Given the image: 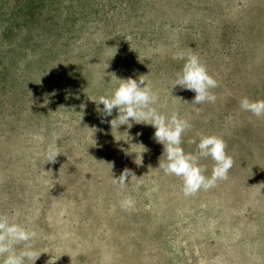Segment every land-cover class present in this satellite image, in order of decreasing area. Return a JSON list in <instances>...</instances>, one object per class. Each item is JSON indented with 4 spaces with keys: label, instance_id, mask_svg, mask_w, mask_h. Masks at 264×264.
<instances>
[{
    "label": "rangeland",
    "instance_id": "obj_1",
    "mask_svg": "<svg viewBox=\"0 0 264 264\" xmlns=\"http://www.w3.org/2000/svg\"><path fill=\"white\" fill-rule=\"evenodd\" d=\"M182 50L218 83L199 111L183 102L192 91L169 94ZM108 74L146 75L157 110L192 125L185 152L198 134L222 138L227 178L185 196L155 170L151 126L111 129L115 109L101 123L94 98L118 83ZM242 97L264 100V0H0V215L36 232L35 264H264V117ZM125 131L145 149L125 155ZM54 141L61 155L46 163ZM108 163L136 178L121 191ZM199 163L210 176L214 162Z\"/></svg>",
    "mask_w": 264,
    "mask_h": 264
},
{
    "label": "clouds",
    "instance_id": "obj_2",
    "mask_svg": "<svg viewBox=\"0 0 264 264\" xmlns=\"http://www.w3.org/2000/svg\"><path fill=\"white\" fill-rule=\"evenodd\" d=\"M173 59L183 61V64L171 81L169 93L171 97L174 100H182L172 95L173 89L176 88L192 91L194 93L192 100L190 102L182 101L191 106L194 111H199L197 105L214 103L216 96L211 90L215 89L218 83L208 74L199 57L191 50H182L175 53ZM108 75L114 77L118 83L109 94L94 98L97 106L103 105L102 109L97 108V111L102 115L101 123H104L106 118L112 117L115 109V117L107 120L111 129L122 125L131 128L132 123L151 126L154 129L152 138L162 146V155L155 170H162L164 175L180 178L182 192L185 196H191L202 188H211L217 180L227 178L233 160L227 155L226 145L222 138L215 135L198 134V142L194 139L188 141L189 144L196 145L195 153L185 152L181 146L182 136L192 125L176 111L164 114L157 110L154 105L157 104L158 96L153 91L151 83L145 79L146 75L135 79L132 77L117 78L114 74ZM48 103V99L45 98L41 106H46ZM239 106L241 110L249 112L257 118L264 117V100L253 101L248 97H242ZM91 129L97 131L95 127ZM125 132L127 138L124 142L128 143L129 147L120 149L125 155L133 153L130 149L137 145L145 149L142 144L131 143L133 137L127 131ZM59 155H61L60 146L54 141L46 148V163H55ZM208 158L214 162L210 176L204 174L206 167L199 163L201 159ZM136 159L137 156L134 160L137 165ZM141 163L142 156H140ZM108 164L111 165V183L123 191L135 177L134 173L131 169L125 168L118 176H115L112 172L113 164ZM129 177H131L130 180ZM133 203L131 197H126L119 202L120 207L124 210L132 207ZM35 237V231L10 220L5 215H0V264H35L41 255L33 245ZM19 245L23 246L18 248Z\"/></svg>",
    "mask_w": 264,
    "mask_h": 264
}]
</instances>
